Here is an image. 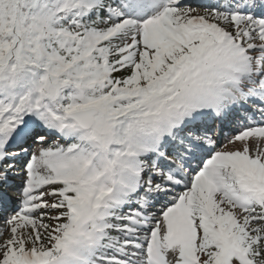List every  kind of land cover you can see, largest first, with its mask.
<instances>
[{"label":"snow or ice","instance_id":"6c2138e0","mask_svg":"<svg viewBox=\"0 0 264 264\" xmlns=\"http://www.w3.org/2000/svg\"><path fill=\"white\" fill-rule=\"evenodd\" d=\"M0 264H264V0H0Z\"/></svg>","mask_w":264,"mask_h":264}]
</instances>
